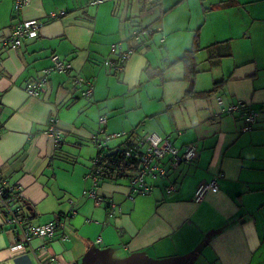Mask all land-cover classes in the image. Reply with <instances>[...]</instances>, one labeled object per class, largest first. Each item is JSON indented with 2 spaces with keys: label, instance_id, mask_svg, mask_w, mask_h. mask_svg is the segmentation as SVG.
<instances>
[{
  "label": "crops",
  "instance_id": "0c3cea01",
  "mask_svg": "<svg viewBox=\"0 0 264 264\" xmlns=\"http://www.w3.org/2000/svg\"><path fill=\"white\" fill-rule=\"evenodd\" d=\"M14 1L0 0V174L21 187L25 225L63 227L14 252L22 237L0 218V264H264V0H29L19 11ZM215 13L224 25L211 23L206 35V15L210 22ZM26 20H38L39 35L3 47ZM135 29L152 33L135 42ZM196 33L202 50L186 80L180 58ZM225 41L231 55L213 66L203 48ZM130 50L122 71L107 64ZM52 55L70 70L29 96ZM77 77L93 83L89 98ZM239 102L246 107L226 111ZM247 110L257 120L242 131ZM101 128L129 135L99 151L91 140ZM151 133L169 136L179 152L194 144L195 159L148 179V194H133L129 178L93 174L103 151ZM212 181L217 192L195 202Z\"/></svg>",
  "mask_w": 264,
  "mask_h": 264
},
{
  "label": "built area",
  "instance_id": "2783aa9c",
  "mask_svg": "<svg viewBox=\"0 0 264 264\" xmlns=\"http://www.w3.org/2000/svg\"><path fill=\"white\" fill-rule=\"evenodd\" d=\"M107 0H91V4L99 5ZM29 0H15L14 9L16 11L21 10L27 6ZM51 17L58 16L57 13H51ZM40 23L38 20H26L19 21L16 23L12 29L10 37L3 47L15 49L19 47L23 40L33 39L39 35ZM145 33H152L151 29L145 31L135 29L133 33V39L135 42H139L141 37ZM164 41L162 37L161 42ZM133 50L127 51L123 54L120 64H114L112 61L107 62L116 71H122L124 68V62L132 56ZM51 66L45 68L42 71V75L34 82L29 84L25 92L31 97H37L45 92V86L47 84L48 78L52 73H63L70 70V64L61 60L58 55H52L50 57ZM75 85L85 86V90L82 91V96L89 97L94 92V85L91 81H86L82 77H77L75 79ZM217 102L221 105V98H217ZM243 102H239L237 105H231L227 108L228 113H232L239 109L245 108ZM257 113L247 110L245 112V126L242 131H249L252 125L257 120ZM100 126L106 125V120L100 117L98 120ZM54 123L51 121L50 133L58 139V134L53 129ZM129 133L120 132L113 134H105L103 128L99 129L97 134L92 136V144L98 147V150H103L110 141L127 137ZM140 152L138 155L139 168L135 175L131 178V192L133 194H148L151 191L152 186L147 182L148 179L154 180L157 178H165L168 169L176 168L182 164H187L192 162L196 157V146L194 144H187L183 147L182 152L173 146L170 141L169 136H160L156 133H151L145 137L138 138L132 141V144L123 149V156L125 159H132L134 153ZM99 155V153H98ZM102 155L100 154L98 158ZM97 158V159H98ZM96 159V160H97ZM95 160V162H96ZM167 166L169 168H167ZM95 180V179H94ZM218 188L215 182L212 181L208 184H201L194 196V201H201L206 194L217 192ZM20 186H9L2 179L0 174V218L3 222L9 226H12V230H18L22 242H18L11 247L14 252H19L23 250L24 244L28 243L32 238H52L54 233L58 228L63 227L62 222L50 221L39 226H33L31 224H24L23 219L20 214ZM168 193L175 192L176 186L170 185L166 188ZM93 197V194H91ZM68 237L64 236L63 239Z\"/></svg>",
  "mask_w": 264,
  "mask_h": 264
},
{
  "label": "trees",
  "instance_id": "16d2710c",
  "mask_svg": "<svg viewBox=\"0 0 264 264\" xmlns=\"http://www.w3.org/2000/svg\"><path fill=\"white\" fill-rule=\"evenodd\" d=\"M227 2H222L218 6H224ZM207 55V60L213 66L220 63L224 58H227L231 55L230 52V43L229 41L214 43L205 48H203ZM202 50L200 46V41L198 34L196 33L192 44L188 50H186L180 62L183 64L185 69V78L186 80H192L197 73V61L196 55L199 51ZM221 85V82L214 85V89L204 93L205 97H209L215 93V89ZM132 141L127 138V140L122 143L120 146L116 147L117 153L114 155H109L110 150L105 152L103 151L102 156L96 160L93 165L92 172L100 179L105 180H116L118 178H131L135 175L139 168L138 155L139 151L134 153L132 159H125L123 156V149L130 146Z\"/></svg>",
  "mask_w": 264,
  "mask_h": 264
},
{
  "label": "rangeland",
  "instance_id": "374dc122",
  "mask_svg": "<svg viewBox=\"0 0 264 264\" xmlns=\"http://www.w3.org/2000/svg\"><path fill=\"white\" fill-rule=\"evenodd\" d=\"M206 1V3H207V6L209 7L210 5H211V3H213L212 1H215V0H205ZM213 16V20L212 21H210L209 22V18H211V17H209L208 18V14L206 15V24H205V26H204V29H205V34L206 35H208V32H209V30H210V28H211V23L212 24H217V27H221V26H223L224 24H223V20H222V16L219 14V13H215L214 15H212ZM194 21H192V23H193ZM208 22H209V24H208ZM143 31H145V30H143ZM146 34V33H145ZM205 35V36H206ZM238 40H235V41H233V47H235V48H237L238 46L237 45H239L240 46V43H238L237 42ZM230 43H232V42H230ZM250 47H251V50H254V48H255V44H252V45H250ZM235 58V60L236 61H238V62H240V61H244V56H234ZM129 60V59H128ZM224 62H225V64L227 63V60H224ZM226 68V66L224 65V67H223V69H225ZM212 70H213V68H212ZM218 71H221V70H218ZM189 88V86L187 85L186 86V89H188ZM83 98H89V97H83ZM120 139V138H119ZM157 179H159V178H157ZM162 179V178H161ZM155 180V179H154ZM19 205H20V202H19Z\"/></svg>",
  "mask_w": 264,
  "mask_h": 264
},
{
  "label": "water",
  "instance_id": "95a60500",
  "mask_svg": "<svg viewBox=\"0 0 264 264\" xmlns=\"http://www.w3.org/2000/svg\"><path fill=\"white\" fill-rule=\"evenodd\" d=\"M116 153H117V150H114V151L110 152L109 155H114Z\"/></svg>",
  "mask_w": 264,
  "mask_h": 264
}]
</instances>
